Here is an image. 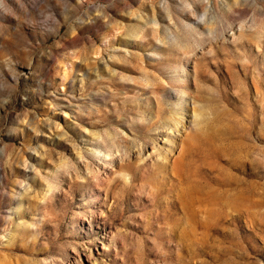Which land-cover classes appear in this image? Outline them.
<instances>
[{"label":"rangeland","instance_id":"rangeland-1","mask_svg":"<svg viewBox=\"0 0 264 264\" xmlns=\"http://www.w3.org/2000/svg\"><path fill=\"white\" fill-rule=\"evenodd\" d=\"M0 264H264V0H0Z\"/></svg>","mask_w":264,"mask_h":264}]
</instances>
